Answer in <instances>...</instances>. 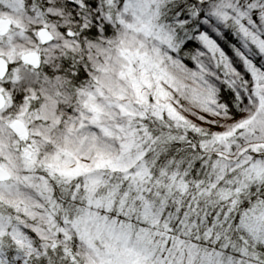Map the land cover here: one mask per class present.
Masks as SVG:
<instances>
[{"label": "snow or ice", "instance_id": "1", "mask_svg": "<svg viewBox=\"0 0 264 264\" xmlns=\"http://www.w3.org/2000/svg\"><path fill=\"white\" fill-rule=\"evenodd\" d=\"M0 264H264V0H0Z\"/></svg>", "mask_w": 264, "mask_h": 264}]
</instances>
